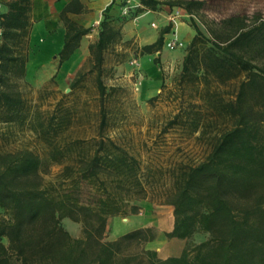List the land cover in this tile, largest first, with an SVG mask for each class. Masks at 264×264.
<instances>
[{"label": "trees", "instance_id": "1", "mask_svg": "<svg viewBox=\"0 0 264 264\" xmlns=\"http://www.w3.org/2000/svg\"><path fill=\"white\" fill-rule=\"evenodd\" d=\"M156 8L160 0H141ZM188 13L203 0H167ZM58 65L68 59L90 26L69 18ZM30 18H0V135L2 125L28 124L42 152L29 146L0 148V264H251L257 249L264 252V18L232 14L208 25L209 36L193 24L195 33L182 59L181 78L199 70L215 73L221 83L202 89L207 118L194 108H181L167 127L188 120L192 130L207 136L208 151L197 162L171 160L142 164L127 147L105 132L108 95L102 80L105 51L121 38L115 18H101L97 38L88 44L96 69L97 130L86 136L70 131L73 120L66 104L84 76L78 70L52 108L31 104L26 89ZM171 23L156 39L140 47L141 54L161 49ZM159 63V56L153 57ZM259 105L254 114L251 103ZM186 113L187 118L182 114ZM192 116H191V115ZM190 116V117H189ZM44 163L58 165L44 180ZM157 200L173 208L167 237L186 238L206 230V240L187 247L180 256L158 258L145 244L154 238L150 227H137L115 239H103L109 216L136 212L140 200ZM67 216L82 223V235L72 236L61 224ZM18 260V263L14 262Z\"/></svg>", "mask_w": 264, "mask_h": 264}, {"label": "rangeland", "instance_id": "2", "mask_svg": "<svg viewBox=\"0 0 264 264\" xmlns=\"http://www.w3.org/2000/svg\"><path fill=\"white\" fill-rule=\"evenodd\" d=\"M160 1L165 5L161 8L165 14L175 13V8L165 3L167 0ZM203 1L202 8L195 11L194 16L182 18V14L179 13L180 18H174L175 21L172 18H153L157 25L149 30L143 29L146 18H138L139 21H143L139 24L133 23L136 22V18H115L116 23L120 24L122 35L105 51L101 65L102 80L108 92L104 100L108 113L105 132L127 147L142 160V164L146 162L166 164L171 160L194 163L201 160L208 151L207 136H200L198 130H192L188 120L167 127L165 131L161 129L165 122L183 107L189 109L193 106L204 113L203 118H207L206 104L201 98L205 84L219 83L221 88L231 89V81L221 83L217 74H204L205 54L198 59L199 70L195 74L186 76L184 79L180 77L182 59L190 41L187 37L190 32L195 33L193 24L209 36L208 25L232 14H247L248 18L259 14L264 18V0ZM183 10L186 11L185 8ZM127 20H132L129 27L133 35L124 38L123 23ZM180 21L184 22L185 29L178 27ZM169 22L172 25L170 30L164 34L163 46L159 51L148 56L152 60L154 56H159V63H153L160 68L161 73H159V78H155L143 65L142 58L145 55L140 53V47L149 43L150 39L157 37L161 27ZM176 24L177 30L175 29ZM173 36H177L180 43L177 48H170L166 45V41ZM93 37L88 35L86 39L90 41L94 39ZM50 41L45 34L43 39L38 40L37 38L36 50L29 54V59L33 60L31 59L29 63L28 59L26 67V79L31 85L26 89V96L31 100L32 105L41 109L52 108L62 92L70 91L71 79L78 70H82L84 76L79 86L65 99L73 114V120L68 129L78 130L86 136L94 134L97 130L99 99L95 80L96 69L93 68L89 51L85 49V52H81L73 63L65 61L58 65L56 53L62 46L63 38L53 43ZM135 59L136 62H134ZM251 103L253 113L257 114L259 105L253 101ZM182 116L187 118L185 112ZM1 131L6 133L5 136L0 135V148L3 150H11L20 146H29L40 152L43 150L42 143L33 137L28 124H12L10 127L2 125ZM58 168V165L44 163L39 169V174L44 180L53 179ZM137 203L139 208L136 212L128 211L107 218L103 239H115L122 233L137 227H150L154 238L145 246L155 249L158 258H165L180 256L185 248L192 247L210 236L208 231L200 230L186 238H169L165 232L173 225L172 206L147 199ZM7 217V211L0 208V218L6 219ZM60 224L72 236L82 235L80 221L64 216L60 219ZM250 259L251 264H264V252L257 249ZM13 260L18 263L17 259L13 258Z\"/></svg>", "mask_w": 264, "mask_h": 264}, {"label": "crops", "instance_id": "3", "mask_svg": "<svg viewBox=\"0 0 264 264\" xmlns=\"http://www.w3.org/2000/svg\"><path fill=\"white\" fill-rule=\"evenodd\" d=\"M123 3L124 0H0V18H30L33 24L29 33V54L36 50V39H43L44 34L46 38H50L52 43L61 37L63 38L65 25L62 18H69L80 25L90 26V31L80 38L77 48L65 60L73 63L81 52H85V49H88V44L97 38L99 21L104 16L106 18H136V22H133L134 24L143 22L139 21L138 18H146V20L144 19L143 29L149 30L152 26L156 27L157 25L153 18H169L173 14L167 15L164 13L161 9L165 6L163 2L158 3L156 8L153 9L144 5L141 0L140 6L132 8L129 14L123 13ZM172 7L175 8L174 12L177 11L178 14H182V18L194 16L193 13L184 11L181 6L173 5ZM176 18L180 17L177 16ZM131 23L132 20H127L123 23L124 38H129L133 35L132 29L129 27ZM183 24L184 22L180 21L178 27L185 29ZM88 35L94 36V39L87 41ZM192 36L193 33L190 32L187 37L188 41ZM155 39L156 37L148 42L150 43ZM149 55L145 54L142 58L143 65L148 69L152 77L159 78L160 68L153 63L152 58L148 57ZM31 59H29V63H31Z\"/></svg>", "mask_w": 264, "mask_h": 264}, {"label": "built area", "instance_id": "4", "mask_svg": "<svg viewBox=\"0 0 264 264\" xmlns=\"http://www.w3.org/2000/svg\"><path fill=\"white\" fill-rule=\"evenodd\" d=\"M140 6V0H124L123 3V13H128L132 8H136ZM178 16L177 11H175V13L172 14V16H170L169 18H172L174 21ZM166 45L170 48H177L180 46V43L178 42V38L177 36H173L172 38L168 39L166 41ZM137 60L135 59L134 62H136Z\"/></svg>", "mask_w": 264, "mask_h": 264}, {"label": "bare ground", "instance_id": "5", "mask_svg": "<svg viewBox=\"0 0 264 264\" xmlns=\"http://www.w3.org/2000/svg\"><path fill=\"white\" fill-rule=\"evenodd\" d=\"M175 29L177 30V24H176V26H175Z\"/></svg>", "mask_w": 264, "mask_h": 264}]
</instances>
